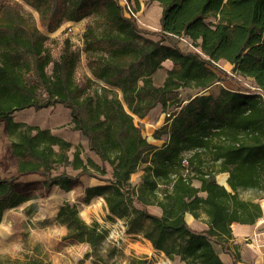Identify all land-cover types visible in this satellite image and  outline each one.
<instances>
[{
  "label": "trees",
  "instance_id": "obj_1",
  "mask_svg": "<svg viewBox=\"0 0 264 264\" xmlns=\"http://www.w3.org/2000/svg\"><path fill=\"white\" fill-rule=\"evenodd\" d=\"M23 1L38 11L39 22L23 3L0 0V121L6 122L18 164L16 175H0V224L7 210L33 198L18 189L19 176L41 174L47 190L69 191L85 174L104 183L86 187L83 201L102 196L109 220H124L128 233L143 235L171 260L229 264L220 245L231 264H239L232 225L256 224L264 213L260 201L241 195L252 190L264 197V0H150L163 8L156 32L127 17L119 0ZM129 1L138 10L139 0ZM86 18L91 20L84 50L97 53L88 64L110 86L94 95L75 79L80 51L70 39L58 57L48 45L47 32ZM179 37L190 38L201 52L183 50ZM222 59L233 64V73L217 64ZM168 60L173 66L158 85L154 75ZM234 74L252 78L257 88L205 92L234 80ZM182 88L203 93L183 104ZM57 104L71 110L73 129L87 138L101 163L84 159L80 149L71 156L73 143L51 129L13 118L26 108ZM158 105L168 113L154 133L159 140L169 134L162 145L150 142L135 122V115L145 118ZM173 105L180 108L170 112ZM59 168L65 170L54 173ZM141 170L139 183H133L132 175ZM221 173H229L231 190L218 182ZM30 206L29 214L37 211L36 202ZM156 207L161 214L151 211ZM188 213L208 227L193 228ZM56 220L67 226V238L89 243L93 254L109 233L98 220L87 222L69 200L59 206ZM31 264L47 263L35 255ZM130 264L148 260L136 257Z\"/></svg>",
  "mask_w": 264,
  "mask_h": 264
},
{
  "label": "rangeland",
  "instance_id": "obj_2",
  "mask_svg": "<svg viewBox=\"0 0 264 264\" xmlns=\"http://www.w3.org/2000/svg\"><path fill=\"white\" fill-rule=\"evenodd\" d=\"M24 4L25 8L30 11L34 18L39 22V13L32 7L26 5L23 0H16ZM156 5V4H155ZM151 6L146 12L147 2L145 1V10H135L139 12V20L138 23L140 27L142 26L141 21L153 22L156 24L151 25L152 28H145L149 31L156 32L160 31L161 28L157 27L160 25L161 27V18L157 17L158 14V6ZM156 13V18L154 19V11ZM90 18L83 19L79 22L67 21L65 22L58 30L55 32H47L50 40L48 45L55 57H58L63 42L65 39H70L73 47L80 51V60L76 69L75 79L77 83L87 87V93L94 95L97 91L101 93L103 91V87H109L104 81H101L94 77L92 68L88 64L89 56L94 58L97 53H90L84 50V33L86 31L87 23L90 21ZM145 36L159 39V36L153 34H145ZM188 38V37H187ZM188 43L181 38H178V44L183 50H191V51H199L201 52L200 47H197L194 42L190 38H188ZM172 62H166L164 68L159 70L155 75L154 79L156 84L161 85L166 77V69L168 66L172 65ZM217 64L224 68L228 73H233L232 68H230L224 59L219 60ZM49 72H52V65L48 68ZM26 77L29 82L38 85V83L30 76L28 73ZM92 82H89V80ZM223 87L229 89H256V83L250 79L249 77H243L238 74H234V80H224L215 83L213 86L208 88V94L218 95ZM116 89V88H115ZM203 91H200L196 88H182L180 89L181 100L182 103H187L191 98H193L197 94H201ZM119 95L122 98V92L119 91ZM180 107L177 105L171 106L170 112L178 110ZM168 113L163 110L162 105H158L154 109L150 111V113L145 118H139L135 115V122L139 124L142 129L144 136L152 143H162L166 139H168L169 134H162V139H157L154 137L155 131L161 128L165 124V119ZM13 118L16 121H24L28 124L38 125L42 128H48L53 126L56 130L55 134L62 136L63 138L71 141L73 143V147L71 148L70 155L72 156L76 149H80L81 156L84 159L92 158L95 161L101 163L99 156L92 150H90L88 145L87 138L78 130L73 129L72 121V113L71 110L65 107L62 104H57L55 106H50L48 108H44L42 110H36L35 108H26L21 111H17L13 114ZM7 128L6 122L0 121V175L3 177H10L17 174L15 168V159L13 158L10 151V140L7 137ZM65 170L64 168H59L57 172H61ZM66 171L78 173V171H73L70 168H67ZM226 173L219 174V177H223ZM83 179L86 181L93 178L88 175H81ZM134 179H136L137 174L132 175ZM220 178V179H221ZM44 177L41 174H28L24 176H19L16 180V184L18 189L29 195L35 196L32 200H28L23 204L11 208L7 210L4 214V221L0 228L3 229L0 231V264H31V261L35 255H39L46 261L47 264H54V261L51 260L49 247L50 245L45 244L41 241L42 237H44V231L48 230L50 226L47 224H54L55 213L58 210L59 206L63 202L64 199L67 198V193L64 191H60L58 189L47 190L43 185ZM199 185V182H195ZM241 195L246 198H253L256 196V192L252 190L242 191ZM36 200V201H35ZM37 203V211L33 214H29L31 210V204ZM81 215L87 217L85 219L87 222H92L96 220L95 217L90 219L88 214L85 212L87 209H90L93 204H84L80 201L78 204ZM96 212V211H95ZM100 212V210H99ZM90 213V212H89ZM41 214H45L46 216H41ZM97 215V212L95 213ZM45 219L50 218V221L44 223ZM99 218V217H98ZM100 219V218H99ZM189 223L192 227L200 228L201 225L191 221L189 218ZM103 223V221L98 220ZM264 222V221H263ZM123 225V224H121ZM113 226V225H112ZM110 226V228L112 227ZM106 227V226H105ZM108 228V227H106ZM126 228V227H125ZM109 229V228H108ZM127 229V228H126ZM131 237V236H130ZM139 239L141 243H144L145 240L138 237H131V239ZM130 239V238H129ZM129 239L125 242L122 248H117L114 243L108 238L105 239L103 244L99 246L97 253L90 256L88 262L86 264H94L96 261H101L105 264H130L136 257L134 252L127 251V243H129ZM251 241V239H250ZM249 240L243 239L239 244L240 255L244 252V249L249 247ZM53 246H59V244L54 242ZM148 248H144L148 253L145 256H149L150 261L148 264H163L165 261H162L160 257L158 258L157 252L156 255L152 252L150 244H148ZM142 247L144 245H141ZM218 251L220 252L222 258L225 261H231L232 257L229 254L224 253L221 250L220 245H216ZM245 253V258L247 257V252ZM165 255V254H164ZM166 256V255H165ZM82 258L76 259L72 264H81ZM171 260V259H170ZM84 261V259H82ZM248 262V261H241ZM171 263L180 264L181 261L178 259L171 260Z\"/></svg>",
  "mask_w": 264,
  "mask_h": 264
},
{
  "label": "crops",
  "instance_id": "obj_3",
  "mask_svg": "<svg viewBox=\"0 0 264 264\" xmlns=\"http://www.w3.org/2000/svg\"><path fill=\"white\" fill-rule=\"evenodd\" d=\"M145 1L147 2L146 10L144 8V7H146ZM139 2H140V5L138 7V11L139 10H142V11L145 10V12L151 6H154L156 4L155 6H158V7H156V8H158L157 17L161 18L163 8L158 1L139 0ZM143 8H144V10H143ZM153 11H154V19H155L156 13H155V10H153ZM141 24L145 28H152L150 24L156 26L155 23L146 22V21H144V22L141 21ZM157 27L161 28L160 25ZM224 61L233 70V64L228 62L227 60H224ZM166 62H171V61L168 60ZM166 62H164V65L166 64ZM172 66H173V64L168 66V68H172ZM250 79H252V78H250ZM233 90H235V89H233ZM48 128L51 129L52 132H54L56 130L53 126L48 127ZM6 135L9 138L8 133ZM156 144L162 145L163 142L162 143H156ZM10 151L12 154L11 145H10ZM12 156H13V154H12ZM13 158L15 159V168H16V172H17V166H18L17 159L14 156H13ZM135 174H137V177H136V179H134L132 177V181H133V183L138 184L140 179H141V175L143 174V171L142 170L138 171V172L134 173L133 175H135ZM25 175H28V174H25ZM22 176H24V175H22ZM227 176H228V173H226L222 178L219 177V175H217L218 182L220 184L221 183L226 184L227 180H228ZM101 183H104V182L97 179V178H91V179L86 181L82 177H79L78 181L73 184L72 189L69 191L62 190L58 186H54L53 188L58 189L60 191H64L65 193H67V195H66L67 198L64 199L63 201L69 200V201H72L76 204H78L80 201H82V203H84V204H93L90 209H87L85 211L88 214V217L90 219L95 217L96 220L103 221L102 224L108 228H110V226H112L116 223L123 224L126 227V223L122 219L117 218L115 220H109L107 218V215L109 214V210H108L107 203L102 196L94 197L89 203H85L83 201V197L85 194L86 187L98 185ZM43 185H44V181H43ZM44 187H45V185H44ZM53 188H51V189H53ZM32 197H35V196H32ZM253 199L261 202L263 212H264V197H260L256 193V196H254ZM30 200H32V198ZM58 210H59V208H58ZM58 210L55 213L56 215H55V218L53 221L54 224H47L48 226H50V228L48 230L44 231V237H42L41 241H43L45 244L50 245V247L48 249L50 251L51 260L54 261V264H72L73 261H76V259H79V258L84 259V261H82V259H81V261H79L81 264H86L88 262L90 256L93 255L91 245L87 242H78L77 240H75L73 238H67L66 237V235L68 233L67 226L58 223L56 220ZM99 210H100V212H99ZM95 211L97 212V215H95V213H96ZM151 211H153L156 214H161V209L159 207L151 208ZM41 216H46V215L41 214ZM43 218L45 219V217H43ZM84 218L87 219V217H84ZM188 218L191 221H194L195 223L201 225L200 228L195 227L196 229L203 230V229H206L208 227V225L206 223H204L201 220H197L190 213H188L186 215V220L189 223ZM3 221H4V218H3ZM3 221L0 224V227L2 225H4ZM47 221H50V218L45 219L43 222L46 223ZM263 221H264V213H263V216L258 220V222L256 224L248 225V224L234 223L232 225L233 234L235 237L234 243H240L241 240H243V239H247L249 241L251 239V241L249 243V247L244 249V252H247V257L245 258L244 252H242V255H241V261H248V262L246 263V262L240 261L239 264H264V222ZM50 223H51V221H50ZM3 229L0 228V231H2ZM131 237L141 238V239H143V241L145 240V242L141 243V241L139 239H134V238L131 239ZM131 237L129 239V243H127L126 250L130 251V252H134L136 254V255H133L134 257H137V258L142 257V258H146L148 261H150L149 256H145V254H147L148 252L144 250V248H148V246H149L148 244H150L152 252L155 255L157 252L158 258L160 257L161 259L164 260V258H165L164 253L156 250L153 247V245L151 244V242L148 239L144 238L143 235L131 234ZM54 242H56V244L58 243L59 246L58 247L55 245L53 246L52 244H54ZM141 245H144V246L142 247ZM226 262L231 264V263H233V259L231 261H226ZM171 264H177V263H171ZM180 264H184V263L181 262Z\"/></svg>",
  "mask_w": 264,
  "mask_h": 264
},
{
  "label": "built area",
  "instance_id": "obj_4",
  "mask_svg": "<svg viewBox=\"0 0 264 264\" xmlns=\"http://www.w3.org/2000/svg\"><path fill=\"white\" fill-rule=\"evenodd\" d=\"M119 3L124 8V12L127 17H135L137 20H139V12L135 10L134 4L130 2L129 0H119ZM182 40L186 41L187 43L188 38L186 37H179ZM131 234L128 233L127 229L124 225H121L120 223L114 224L111 228H109V233L107 238L111 240L114 245L117 248H122L125 242L130 238ZM163 264H171L170 258L165 256ZM94 264H105L101 261H96Z\"/></svg>",
  "mask_w": 264,
  "mask_h": 264
},
{
  "label": "water",
  "instance_id": "obj_5",
  "mask_svg": "<svg viewBox=\"0 0 264 264\" xmlns=\"http://www.w3.org/2000/svg\"><path fill=\"white\" fill-rule=\"evenodd\" d=\"M228 178H229V173H228L227 179H228ZM221 184H222V183H221ZM222 185H224L226 188H228L229 190H231V188H230L228 182H227L226 184H222Z\"/></svg>",
  "mask_w": 264,
  "mask_h": 264
}]
</instances>
